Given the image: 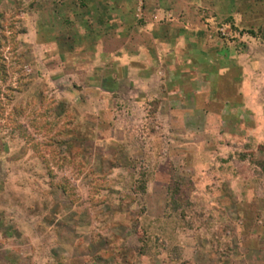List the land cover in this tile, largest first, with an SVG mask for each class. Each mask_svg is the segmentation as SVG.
Wrapping results in <instances>:
<instances>
[{"label":"rangeland","instance_id":"obj_1","mask_svg":"<svg viewBox=\"0 0 264 264\" xmlns=\"http://www.w3.org/2000/svg\"><path fill=\"white\" fill-rule=\"evenodd\" d=\"M195 1L192 41L132 70L171 13L133 0L99 56L56 0H0V264H264V0Z\"/></svg>","mask_w":264,"mask_h":264},{"label":"crops","instance_id":"obj_2","mask_svg":"<svg viewBox=\"0 0 264 264\" xmlns=\"http://www.w3.org/2000/svg\"><path fill=\"white\" fill-rule=\"evenodd\" d=\"M74 1L56 0L54 4H49L48 9L46 8V15L51 16L53 19L54 16L57 17L56 11H60L65 16L71 17L72 20L76 19L82 27H93L95 32L92 35H88L87 31H82L84 34L82 41L89 40V42L96 43L94 52L99 56L103 55L102 50L104 48L101 43L104 42L102 38L106 35L107 29L109 31L107 34H110L112 30L124 27L119 32H115V34L123 36L128 34L132 28L135 30L138 26L131 12L134 6L133 0H79L80 4L76 5ZM195 2V0H145L144 9L147 14L157 13L163 15L164 13H171L172 15V18L166 19L163 24L152 26L145 24L144 26L149 29L147 32L150 38L148 37L147 43L154 48V53H152L149 46L138 45L137 52H127L128 48L125 47L119 54L116 53L119 56H115V58L126 62L128 68L132 70L141 64V68H147L151 62L150 59L155 55L162 58L167 54L173 58L181 45L192 41L194 26H202L196 15ZM192 19L194 20L192 21ZM124 43H127V40ZM167 47L172 48L166 51Z\"/></svg>","mask_w":264,"mask_h":264},{"label":"trees","instance_id":"obj_3","mask_svg":"<svg viewBox=\"0 0 264 264\" xmlns=\"http://www.w3.org/2000/svg\"><path fill=\"white\" fill-rule=\"evenodd\" d=\"M250 33H253V30H247ZM137 189L143 191L145 189V178H141V180L139 181V184L137 186ZM169 207L171 208L172 212L177 213L179 212L181 215L184 213V209L186 207V203L185 202H180V200H177L176 197V193L175 192H171L169 195ZM168 253L170 254L171 258L174 259H179L180 258V254H181V249L180 247H177L175 245L170 246L169 248L167 247ZM175 264H186V262L184 260H180V262H176Z\"/></svg>","mask_w":264,"mask_h":264}]
</instances>
